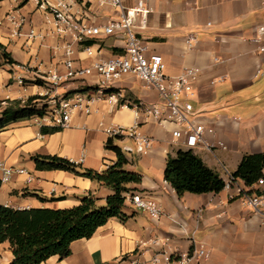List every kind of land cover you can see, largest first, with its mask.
I'll use <instances>...</instances> for the list:
<instances>
[{
    "label": "crops",
    "instance_id": "crops-1",
    "mask_svg": "<svg viewBox=\"0 0 264 264\" xmlns=\"http://www.w3.org/2000/svg\"><path fill=\"white\" fill-rule=\"evenodd\" d=\"M65 1L71 6L70 12L89 25L118 17L117 9L100 7L94 1ZM121 1L125 8L141 1L150 10L145 18H135L133 30L148 53L162 57L166 75L177 76L186 67L200 70L193 109L197 120L213 129L205 139L212 144L221 142L225 149L217 147L208 152L198 148L193 153L225 182L223 168L232 174L244 155L264 153V75L255 76L257 68H264V54L256 52L255 44L248 40L264 26V0ZM47 17L35 0H0V44L14 62L9 64L0 58V114L9 102L24 104L45 92L28 81L24 86L16 83L20 67L41 74L66 72L67 58L61 48L64 44H70L74 68L123 53L124 34L86 40L84 43L91 42L86 45L92 52L87 55L73 36H54ZM22 19L24 26L17 37L13 22ZM31 28L37 34L34 39L27 38ZM189 36L196 40L190 47ZM18 52L27 54L26 63L15 57ZM85 81L94 84L97 78L91 75ZM134 83L140 85V91L132 90ZM77 86L76 82L70 83L68 90ZM117 86L124 89L129 100L159 103L156 93L133 77L123 78ZM36 102L32 104L39 109L42 104ZM38 117L12 122L0 130V163L22 168L32 178L29 182L25 175H14L9 183L2 184L0 205L64 210L78 206L89 196L97 200L98 206L105 205L113 193L110 188L79 173L38 170L32 158L55 156L78 163L79 172L102 173L117 161L115 152L106 148L108 138L103 128L131 126L132 112L100 100L88 115L75 109L69 127L62 130ZM140 129L154 139L153 148L131 159L120 150L128 161L124 169L141 177L139 184L128 185L130 191L125 194L123 207L127 219L108 220L91 238L73 241L67 257H51L43 264H132L150 259L155 251L187 253L199 248L207 252V257L190 264H264V218L244 206L235 187L218 194L177 195L164 180L166 158L177 150L171 143L172 125L161 128L148 122ZM236 185L245 186L239 179ZM135 193L154 201L161 217L151 219L136 210L130 203ZM155 238L156 246L139 247L140 242ZM11 260L8 244H0V264Z\"/></svg>",
    "mask_w": 264,
    "mask_h": 264
},
{
    "label": "built area",
    "instance_id": "built-area-1",
    "mask_svg": "<svg viewBox=\"0 0 264 264\" xmlns=\"http://www.w3.org/2000/svg\"><path fill=\"white\" fill-rule=\"evenodd\" d=\"M83 1H94L100 7L115 8L118 11V17L109 19L104 24L93 26L85 23L83 18L72 14L71 6L65 0H35L37 8L49 16L46 23L53 27L52 33L58 39H64L65 36L71 35L76 42L84 46L83 51L87 55H91V47L84 43L86 40L124 34L123 53L99 59L88 67L74 68V62L70 58L72 54L70 44H64L61 48H64V56L67 59L65 61L66 72L63 75L57 74L56 70L41 74L33 72L26 66L20 67L21 75L15 77L16 83L24 86L28 81L45 89L44 93L39 94V97L45 98L43 105L46 106L44 114L38 117L39 120L47 121L48 125L52 127L66 129L69 127L72 112L75 109L82 110L88 115L96 102L105 100L108 104L119 109L131 111L133 124L129 127L108 126L103 128V133L108 140L131 139L137 146L138 154H143L153 148L154 139L141 132L140 129L143 123L148 122L161 128L172 125L171 143L176 149L193 151L201 148L208 152L217 147L225 149L221 142L212 144L205 139V135L213 134V129L197 120L193 105L190 103V99L197 96L195 82L200 70L186 67L177 76L166 75L162 57L158 54L148 53L143 40L134 32L135 18L137 16L145 18L150 12L143 6V2L139 1L135 7L125 8L121 0ZM13 24L17 28L14 35L19 37L21 28L24 26V19L18 23L13 22ZM36 37L37 34L31 28L27 38L34 39ZM248 40L255 44L256 52L264 54V26L258 27L257 35ZM195 42V38L188 37L187 45L189 47ZM91 75H95L97 78L94 84L85 81ZM263 75L264 68H257L255 76ZM128 76L140 81L147 90L155 92L159 103L151 104L141 100H129L124 89L117 86L120 80ZM74 82L78 83V86L68 90L69 84ZM40 101L37 100V102ZM49 105L52 106L48 107ZM82 160L81 158L79 162L81 163ZM70 162L79 165L76 162ZM223 171L226 177L224 189L228 191L235 187L242 197L244 206L249 208L253 214L264 218V172L263 176L252 186L254 191L259 192L255 193L252 192L251 187L237 186V179L233 178L225 168ZM14 175H25L27 181L32 180L30 174L24 169L7 167L4 163H0L1 184L9 183ZM130 203L136 210L147 214L151 219H159L162 215L159 206L154 201L145 199L138 193L130 196ZM157 244L158 240L155 238L147 242H140L139 247L156 246ZM205 257H207V252L202 248L193 249L187 253L174 252L172 254L155 251L150 259L140 263L134 261L132 264H190Z\"/></svg>",
    "mask_w": 264,
    "mask_h": 264
},
{
    "label": "trees",
    "instance_id": "trees-1",
    "mask_svg": "<svg viewBox=\"0 0 264 264\" xmlns=\"http://www.w3.org/2000/svg\"><path fill=\"white\" fill-rule=\"evenodd\" d=\"M28 0H24L26 2ZM90 45L91 42H86ZM0 58L9 64L14 62L3 45L0 44ZM35 98L9 102L0 114V130L12 122L41 117L43 113L33 106ZM106 148L115 152L117 161L102 173L83 170L79 165L58 157H33L38 170H63L79 173L95 179L113 193L105 200V205L98 206L93 197H85L78 206L64 210L47 208L13 209L0 205V244H8L12 254L9 264H43L51 257L59 260L70 253L73 241L89 239L95 231L112 218L125 221L123 212L125 194L130 191L129 184H139L141 177L132 171L125 170L128 161L120 149L108 140ZM264 153L244 155L232 172L235 179L245 186L252 187L263 176ZM164 180L179 196L190 194H218L224 189V181L219 174L208 168L192 150L177 149L168 155L164 169ZM0 182V188H1ZM252 192L259 193L252 190Z\"/></svg>",
    "mask_w": 264,
    "mask_h": 264
},
{
    "label": "rangeland",
    "instance_id": "rangeland-1",
    "mask_svg": "<svg viewBox=\"0 0 264 264\" xmlns=\"http://www.w3.org/2000/svg\"><path fill=\"white\" fill-rule=\"evenodd\" d=\"M15 57H18V59L20 61H22L23 63H26L28 61V56L24 52H18V54H16ZM132 90H134L136 92L140 91L141 90L140 85L138 83H134L132 86ZM35 99L39 100V101L42 100V101H40V104H42V105L39 106V110L44 114V112H45L44 109L46 108V106L43 105V104H45V100H44L45 98H41L39 96H36ZM195 101H196V97L190 99V103L192 105L195 103ZM51 106L52 105H49L48 107H51ZM196 116L198 117L197 114H196ZM112 142H113L114 146L118 147L122 151V153L126 154V156L129 157L130 159L132 157H134L136 154H138L137 146L132 140H129V139H124V140L113 139ZM126 149L131 150V152H125Z\"/></svg>",
    "mask_w": 264,
    "mask_h": 264
}]
</instances>
